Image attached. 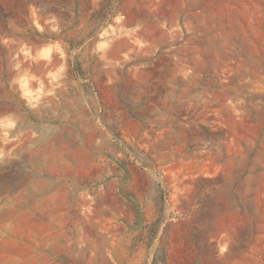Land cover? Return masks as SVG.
<instances>
[{"label": "rangeland", "instance_id": "obj_1", "mask_svg": "<svg viewBox=\"0 0 264 264\" xmlns=\"http://www.w3.org/2000/svg\"><path fill=\"white\" fill-rule=\"evenodd\" d=\"M9 114L0 264H264V0H0Z\"/></svg>", "mask_w": 264, "mask_h": 264}, {"label": "crops", "instance_id": "obj_2", "mask_svg": "<svg viewBox=\"0 0 264 264\" xmlns=\"http://www.w3.org/2000/svg\"><path fill=\"white\" fill-rule=\"evenodd\" d=\"M31 76L27 74L24 71H21L17 76H16V89L20 90L18 97L21 98V100H26L29 98L31 95L30 91V86H31ZM19 115L18 114H9L6 116H3L0 118V144L7 143L9 138L18 137L19 132H16V135H12L11 137H8V134L12 132V124L17 123L19 121ZM22 132V129L20 130Z\"/></svg>", "mask_w": 264, "mask_h": 264}]
</instances>
